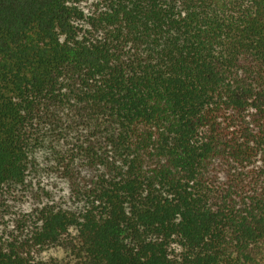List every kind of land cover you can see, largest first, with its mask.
Wrapping results in <instances>:
<instances>
[{"label":"trees","instance_id":"16d2710c","mask_svg":"<svg viewBox=\"0 0 264 264\" xmlns=\"http://www.w3.org/2000/svg\"><path fill=\"white\" fill-rule=\"evenodd\" d=\"M0 264H264V0H0ZM1 206V203H0Z\"/></svg>","mask_w":264,"mask_h":264},{"label":"rangeland","instance_id":"374dc122","mask_svg":"<svg viewBox=\"0 0 264 264\" xmlns=\"http://www.w3.org/2000/svg\"><path fill=\"white\" fill-rule=\"evenodd\" d=\"M29 190H21L0 198L1 228L7 233L18 232L38 222L39 210L45 206L80 210L81 204L73 200L68 184L60 178L41 169L32 177ZM37 257L51 264H72L76 258L61 246H52L37 253Z\"/></svg>","mask_w":264,"mask_h":264}]
</instances>
